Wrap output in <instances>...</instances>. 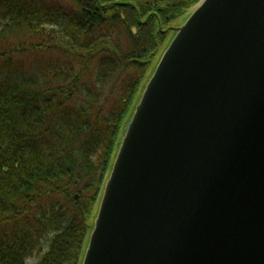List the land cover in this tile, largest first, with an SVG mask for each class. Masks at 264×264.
<instances>
[{
  "label": "water",
  "instance_id": "95a60500",
  "mask_svg": "<svg viewBox=\"0 0 264 264\" xmlns=\"http://www.w3.org/2000/svg\"><path fill=\"white\" fill-rule=\"evenodd\" d=\"M175 28L81 264H264V0H199Z\"/></svg>",
  "mask_w": 264,
  "mask_h": 264
},
{
  "label": "trees",
  "instance_id": "16d2710c",
  "mask_svg": "<svg viewBox=\"0 0 264 264\" xmlns=\"http://www.w3.org/2000/svg\"><path fill=\"white\" fill-rule=\"evenodd\" d=\"M198 1L0 0V264H81L153 59Z\"/></svg>",
  "mask_w": 264,
  "mask_h": 264
},
{
  "label": "rangeland",
  "instance_id": "374dc122",
  "mask_svg": "<svg viewBox=\"0 0 264 264\" xmlns=\"http://www.w3.org/2000/svg\"><path fill=\"white\" fill-rule=\"evenodd\" d=\"M64 1H66V0H64ZM181 24V23H180ZM180 24H177L176 26H178V25H180ZM174 36V31H169L168 32V38H167V42H170V40L172 39V37ZM164 45H163V47L161 48V49H164ZM160 55V54H159ZM159 55H157L153 60V63H152V65H151V67H150V69H149V72H148V76H150V74H153V72H154V70H155V68H156V66H157V64H158V62H159ZM38 259V256L35 254L32 258H31V260L32 261H36Z\"/></svg>",
  "mask_w": 264,
  "mask_h": 264
}]
</instances>
